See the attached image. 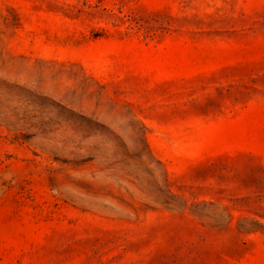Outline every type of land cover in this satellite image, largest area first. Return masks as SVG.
I'll use <instances>...</instances> for the list:
<instances>
[{
  "label": "rangeland",
  "instance_id": "374dc122",
  "mask_svg": "<svg viewBox=\"0 0 264 264\" xmlns=\"http://www.w3.org/2000/svg\"><path fill=\"white\" fill-rule=\"evenodd\" d=\"M0 264H264V0H0Z\"/></svg>",
  "mask_w": 264,
  "mask_h": 264
}]
</instances>
